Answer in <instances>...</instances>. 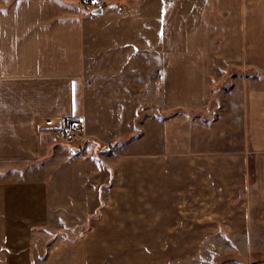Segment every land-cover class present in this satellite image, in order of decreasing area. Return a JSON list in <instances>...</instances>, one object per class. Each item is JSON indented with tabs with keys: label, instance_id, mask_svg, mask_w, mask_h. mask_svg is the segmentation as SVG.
<instances>
[{
	"label": "crops",
	"instance_id": "obj_1",
	"mask_svg": "<svg viewBox=\"0 0 264 264\" xmlns=\"http://www.w3.org/2000/svg\"><path fill=\"white\" fill-rule=\"evenodd\" d=\"M129 3L0 0V264L264 244V0ZM63 118L79 155L43 130Z\"/></svg>",
	"mask_w": 264,
	"mask_h": 264
},
{
	"label": "rangeland",
	"instance_id": "obj_2",
	"mask_svg": "<svg viewBox=\"0 0 264 264\" xmlns=\"http://www.w3.org/2000/svg\"><path fill=\"white\" fill-rule=\"evenodd\" d=\"M129 2L130 0H124L122 2V5H119L120 6L119 9H122L123 11H128L130 5ZM113 6H117V5H113ZM108 12L109 9L107 8L105 10V13ZM89 86H91V84H89ZM140 86L142 87L143 85ZM226 86L227 84L226 82H224L222 84H216L214 89L217 92H219V96L220 95L225 96ZM143 87L140 88L139 91H145V89L143 90ZM141 93L143 94V92H140L139 94L140 97H141ZM214 96L217 97L218 95L215 94ZM217 110L220 111V109ZM215 118L220 119L218 115ZM221 125L222 127L219 128V130L223 131L224 134L220 133V135L223 136L226 135L228 126L227 125L223 126V124ZM216 130H218V128ZM235 134L236 133H234V135ZM142 246H146L148 248L149 245H142ZM232 247L233 245L227 243L225 240L218 241L216 243H205L201 245L188 244L186 249L187 257L183 260L172 259L171 263L172 264H231L233 261H235L238 263L248 262L249 264H256V263L264 262V244L252 245V250L246 252V255L242 254V250H243L242 245H236L235 249ZM140 249L141 251H143L142 247ZM229 249H231V251L228 252Z\"/></svg>",
	"mask_w": 264,
	"mask_h": 264
},
{
	"label": "built area",
	"instance_id": "obj_3",
	"mask_svg": "<svg viewBox=\"0 0 264 264\" xmlns=\"http://www.w3.org/2000/svg\"><path fill=\"white\" fill-rule=\"evenodd\" d=\"M124 0H83V3L90 10L103 8L106 10L109 7L115 6L120 8ZM44 132L48 131L52 134V140L55 143L63 144L69 148H81L89 139L84 123L80 119L63 118L59 127H53L52 121H47V125L43 127Z\"/></svg>",
	"mask_w": 264,
	"mask_h": 264
},
{
	"label": "water",
	"instance_id": "obj_4",
	"mask_svg": "<svg viewBox=\"0 0 264 264\" xmlns=\"http://www.w3.org/2000/svg\"><path fill=\"white\" fill-rule=\"evenodd\" d=\"M91 14L93 16H102V15H104V9L103 8H99V9L93 10L91 12ZM70 149H71V151H72V153L74 155H79L82 152L81 149H78V148H72V147H70Z\"/></svg>",
	"mask_w": 264,
	"mask_h": 264
}]
</instances>
